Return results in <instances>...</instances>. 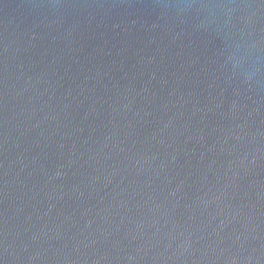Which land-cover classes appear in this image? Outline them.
<instances>
[{"label": "water", "instance_id": "95a60500", "mask_svg": "<svg viewBox=\"0 0 264 264\" xmlns=\"http://www.w3.org/2000/svg\"><path fill=\"white\" fill-rule=\"evenodd\" d=\"M0 264H264V0H0Z\"/></svg>", "mask_w": 264, "mask_h": 264}]
</instances>
